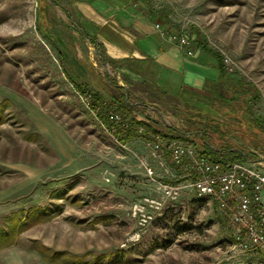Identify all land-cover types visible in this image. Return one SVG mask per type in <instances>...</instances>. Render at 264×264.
I'll return each mask as SVG.
<instances>
[{
	"label": "rangeland",
	"instance_id": "374dc122",
	"mask_svg": "<svg viewBox=\"0 0 264 264\" xmlns=\"http://www.w3.org/2000/svg\"><path fill=\"white\" fill-rule=\"evenodd\" d=\"M143 1L221 57L229 90L212 100L209 141L245 153L264 170V0ZM66 12H75L68 0H0V102L7 101L0 117V229L10 230L4 220L14 214L28 224L0 248V264L107 262L116 255L121 264H264L262 254L233 244L226 222L209 200L194 196L168 154L140 138L116 142L88 110L58 59L55 37L72 34ZM67 40L73 47L75 40ZM75 47L111 78L112 68L88 43L77 38ZM143 103L116 111L164 136L171 128L186 132L175 138L218 158L193 136L189 108L166 98ZM165 185L174 190L166 193Z\"/></svg>",
	"mask_w": 264,
	"mask_h": 264
},
{
	"label": "crops",
	"instance_id": "0c3cea01",
	"mask_svg": "<svg viewBox=\"0 0 264 264\" xmlns=\"http://www.w3.org/2000/svg\"><path fill=\"white\" fill-rule=\"evenodd\" d=\"M68 1L75 11L74 14L66 12L72 21L69 30L72 34L67 32L55 37L63 76L64 71L72 81L86 91L96 93L113 109L121 106L124 98L128 99L130 105L125 109L128 113L143 108V101L152 97L166 98L173 105L189 108L193 113L190 116L198 113L209 119L215 116L210 107L212 100L219 98L221 90H229L227 73L217 54L199 42L198 35H192L193 56H186L170 39V34L178 30L150 11L143 0ZM58 5L62 7L60 3ZM156 23L160 28H155ZM68 37L75 40L73 47ZM77 38L88 43V49L98 60L112 68L111 78L98 71L95 62H85L73 52L77 49ZM67 58L71 61L66 63ZM64 79L70 83L65 76ZM127 118L139 120L135 116ZM170 130L171 135L178 132ZM169 134L166 136L170 137ZM149 138L140 139L151 141V135ZM224 156V153L217 155L218 158Z\"/></svg>",
	"mask_w": 264,
	"mask_h": 264
},
{
	"label": "built area",
	"instance_id": "2783aa9c",
	"mask_svg": "<svg viewBox=\"0 0 264 264\" xmlns=\"http://www.w3.org/2000/svg\"><path fill=\"white\" fill-rule=\"evenodd\" d=\"M155 28H160L158 23ZM170 39L186 56H193L192 35L176 31L170 34ZM108 120L114 125L112 130L125 129L129 123V118L116 110L108 111ZM138 132L145 134L142 127ZM151 141L156 151L168 154L170 162L183 172L194 196L211 202L226 222L233 244L241 252L264 256V170L257 167L259 163L213 159L189 141L161 134H152ZM163 187L166 193L174 190L172 186Z\"/></svg>",
	"mask_w": 264,
	"mask_h": 264
},
{
	"label": "trees",
	"instance_id": "16d2710c",
	"mask_svg": "<svg viewBox=\"0 0 264 264\" xmlns=\"http://www.w3.org/2000/svg\"><path fill=\"white\" fill-rule=\"evenodd\" d=\"M51 1L55 2V0H51ZM40 34H43V33H40ZM90 42L91 43L94 42V39H90ZM96 47H99V46L97 45ZM217 57H218L220 63H222V59L218 54H217ZM58 59H59V63H61L62 59L60 58L59 55H58ZM63 73H64L65 78H67L70 81V83L72 84V87H73V90L75 91V93L78 94L80 97L85 99V104L87 105L88 110L93 112L94 116L97 117V119L101 122L103 127L110 133V135L114 138V140L116 142L123 144V143H127L130 140L137 138V137L150 139L149 136L152 134H161L158 130H154L146 122L137 120L135 118H129L128 126L125 129L115 128L114 130H112V128H114V125L108 120V108L110 106L107 103L103 102V100H101L100 96H97L96 93H90L89 91H86V89L82 88L78 83L72 81L70 79V76H68L64 71H63ZM113 86H115L118 89L120 88L119 86H116L114 84H113ZM6 103H7L6 100H2L0 102V117H1V114H2L3 109H4L3 106ZM129 105H130V103H129L128 99L124 98L123 104H121V106H119V108L128 109ZM116 109H114V110H116ZM117 112H119V111H117ZM187 119L192 121L195 124V126L197 125L198 130H197V132H195V134L193 136L197 138L198 143L201 147H204L205 149L206 148L211 149L215 153L216 152L224 153V155H225L224 157H219L216 159H220V158L235 159V157L239 158L240 161H245L248 159L247 155L241 151H238V152H236L234 150L231 151L232 148L230 146L219 147V148H215L212 146V144L209 141V138H210V136H212L213 133L208 129V126H209L208 124L210 122V119L208 117L202 115L201 113H198L195 116L187 117ZM1 122L2 121L0 120V123ZM140 127H142L145 130V132H146L145 136H141V134L138 132V129ZM189 133H191V132H189ZM176 134L178 136H172V137H180L182 139L187 138L186 132H184V133L176 132ZM162 136H164V135H162ZM169 182L172 184H175L177 181L169 180ZM38 210H40V208L31 210V212L34 214ZM24 221H26V222H24ZM4 222L6 224H8V227L10 230H7L5 228L0 229V248L6 247V246L11 245L13 243L16 232L20 229L19 224H24L26 226L28 225L27 219L26 218L21 219L20 214L11 215V216L5 218ZM108 257L109 256H106V258H108ZM53 258L55 259L58 257L55 256L54 254H52V259ZM121 259L122 258L120 256L116 255L114 260H112V261L109 260L106 262V261H102V260L97 259L96 262H92V261H87V260H84L83 258L77 257L75 259L73 258V262H71V264H121Z\"/></svg>",
	"mask_w": 264,
	"mask_h": 264
}]
</instances>
